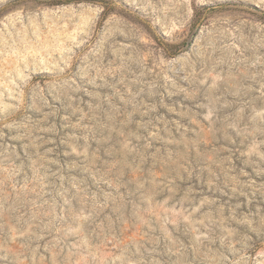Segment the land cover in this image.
I'll use <instances>...</instances> for the list:
<instances>
[{
  "label": "rangeland",
  "instance_id": "rangeland-1",
  "mask_svg": "<svg viewBox=\"0 0 264 264\" xmlns=\"http://www.w3.org/2000/svg\"><path fill=\"white\" fill-rule=\"evenodd\" d=\"M0 264H264V0H0Z\"/></svg>",
  "mask_w": 264,
  "mask_h": 264
}]
</instances>
